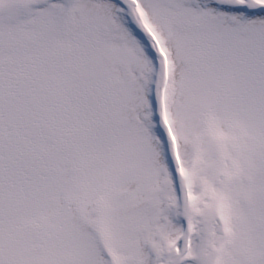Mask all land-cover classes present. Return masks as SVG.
<instances>
[{
	"label": "snow or ice",
	"instance_id": "1",
	"mask_svg": "<svg viewBox=\"0 0 264 264\" xmlns=\"http://www.w3.org/2000/svg\"><path fill=\"white\" fill-rule=\"evenodd\" d=\"M0 264H264V0H0Z\"/></svg>",
	"mask_w": 264,
	"mask_h": 264
}]
</instances>
